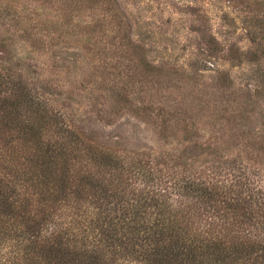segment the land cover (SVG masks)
I'll return each mask as SVG.
<instances>
[{
  "label": "rangeland",
  "instance_id": "374dc122",
  "mask_svg": "<svg viewBox=\"0 0 264 264\" xmlns=\"http://www.w3.org/2000/svg\"><path fill=\"white\" fill-rule=\"evenodd\" d=\"M0 43L100 143L264 182V0H0Z\"/></svg>",
  "mask_w": 264,
  "mask_h": 264
},
{
  "label": "trees",
  "instance_id": "16d2710c",
  "mask_svg": "<svg viewBox=\"0 0 264 264\" xmlns=\"http://www.w3.org/2000/svg\"><path fill=\"white\" fill-rule=\"evenodd\" d=\"M0 43L7 264H264V182L222 159L100 143Z\"/></svg>",
  "mask_w": 264,
  "mask_h": 264
}]
</instances>
